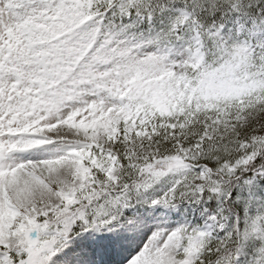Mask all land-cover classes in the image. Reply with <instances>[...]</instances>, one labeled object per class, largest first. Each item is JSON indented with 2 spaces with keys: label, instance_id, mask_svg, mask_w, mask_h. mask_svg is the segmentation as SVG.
<instances>
[{
  "label": "snow or ice",
  "instance_id": "snow-or-ice-1",
  "mask_svg": "<svg viewBox=\"0 0 264 264\" xmlns=\"http://www.w3.org/2000/svg\"><path fill=\"white\" fill-rule=\"evenodd\" d=\"M0 264H264V0H0Z\"/></svg>",
  "mask_w": 264,
  "mask_h": 264
}]
</instances>
